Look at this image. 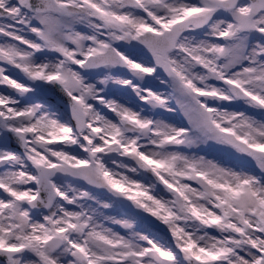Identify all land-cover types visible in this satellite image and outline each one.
<instances>
[{"label": "snow or ice", "instance_id": "6c2138e0", "mask_svg": "<svg viewBox=\"0 0 264 264\" xmlns=\"http://www.w3.org/2000/svg\"><path fill=\"white\" fill-rule=\"evenodd\" d=\"M0 264H264V0H0Z\"/></svg>", "mask_w": 264, "mask_h": 264}, {"label": "rangeland", "instance_id": "374dc122", "mask_svg": "<svg viewBox=\"0 0 264 264\" xmlns=\"http://www.w3.org/2000/svg\"><path fill=\"white\" fill-rule=\"evenodd\" d=\"M205 151L211 152L212 150L211 149H205Z\"/></svg>", "mask_w": 264, "mask_h": 264}]
</instances>
